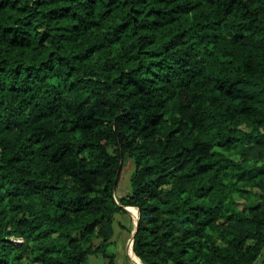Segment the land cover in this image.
Returning a JSON list of instances; mask_svg holds the SVG:
<instances>
[{
    "label": "trees",
    "instance_id": "1",
    "mask_svg": "<svg viewBox=\"0 0 264 264\" xmlns=\"http://www.w3.org/2000/svg\"><path fill=\"white\" fill-rule=\"evenodd\" d=\"M124 207L141 264L264 256V0H0V264H113Z\"/></svg>",
    "mask_w": 264,
    "mask_h": 264
},
{
    "label": "crops",
    "instance_id": "2",
    "mask_svg": "<svg viewBox=\"0 0 264 264\" xmlns=\"http://www.w3.org/2000/svg\"><path fill=\"white\" fill-rule=\"evenodd\" d=\"M112 227H113V236L110 245L106 249V252L108 253V255L113 256V261H112L113 264L129 263V261H131L129 257L130 242L132 240L135 225H133L132 228H129V225L127 224L116 223L114 221ZM89 257L94 258L91 261V264H107L109 262L108 258H104L102 256H89ZM135 259L137 258L135 257ZM254 264H264V256L259 258Z\"/></svg>",
    "mask_w": 264,
    "mask_h": 264
},
{
    "label": "rangeland",
    "instance_id": "3",
    "mask_svg": "<svg viewBox=\"0 0 264 264\" xmlns=\"http://www.w3.org/2000/svg\"><path fill=\"white\" fill-rule=\"evenodd\" d=\"M122 170L120 172V176L118 179V183L115 189V196L117 198L125 196L129 190V179L130 176L134 170V166L132 162L128 158H124L122 162ZM137 218V212L135 209L131 208L129 210L123 209L119 213H117L114 217V221L116 223H123L129 225V228H132L133 225H135V219ZM16 241V240H14ZM122 247V246H121ZM129 257L131 261H129L130 264H136L137 259L132 256L131 251L129 250ZM93 257H89L86 260V263L91 264V261L93 260Z\"/></svg>",
    "mask_w": 264,
    "mask_h": 264
},
{
    "label": "water",
    "instance_id": "4",
    "mask_svg": "<svg viewBox=\"0 0 264 264\" xmlns=\"http://www.w3.org/2000/svg\"><path fill=\"white\" fill-rule=\"evenodd\" d=\"M128 208H129V207H124L123 209L127 210ZM137 223H138V212H137V219H136V222H135L134 233H135V231H136V229H137ZM134 233H133V236H132V240H131V242H130V250H131L132 254H134L133 251H132V245H133V237H134ZM134 256H135V255H134Z\"/></svg>",
    "mask_w": 264,
    "mask_h": 264
},
{
    "label": "bare ground",
    "instance_id": "5",
    "mask_svg": "<svg viewBox=\"0 0 264 264\" xmlns=\"http://www.w3.org/2000/svg\"><path fill=\"white\" fill-rule=\"evenodd\" d=\"M128 209H130V208H128ZM137 219V218H136ZM136 219H135V222H136ZM131 251V250H130ZM133 256H134V254H132ZM135 257V256H134ZM136 264H141L138 260H137V262H136Z\"/></svg>",
    "mask_w": 264,
    "mask_h": 264
},
{
    "label": "built area",
    "instance_id": "6",
    "mask_svg": "<svg viewBox=\"0 0 264 264\" xmlns=\"http://www.w3.org/2000/svg\"><path fill=\"white\" fill-rule=\"evenodd\" d=\"M17 242H21V240L20 239H18V240H16Z\"/></svg>",
    "mask_w": 264,
    "mask_h": 264
}]
</instances>
